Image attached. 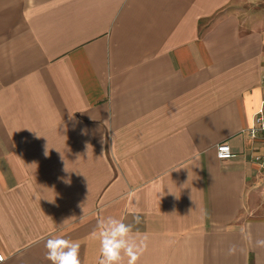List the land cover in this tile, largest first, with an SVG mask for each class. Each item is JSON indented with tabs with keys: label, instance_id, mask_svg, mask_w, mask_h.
<instances>
[{
	"label": "crops",
	"instance_id": "crops-1",
	"mask_svg": "<svg viewBox=\"0 0 264 264\" xmlns=\"http://www.w3.org/2000/svg\"><path fill=\"white\" fill-rule=\"evenodd\" d=\"M262 100L264 0H0V264H98L109 216L137 264H264Z\"/></svg>",
	"mask_w": 264,
	"mask_h": 264
},
{
	"label": "clouds",
	"instance_id": "clouds-1",
	"mask_svg": "<svg viewBox=\"0 0 264 264\" xmlns=\"http://www.w3.org/2000/svg\"><path fill=\"white\" fill-rule=\"evenodd\" d=\"M139 222V217L135 216L134 223ZM93 235L100 246L98 264H137L146 248V237L140 239L134 235L133 224L112 216L99 220L98 232ZM45 247V258L51 264H81L79 242L54 237L47 239Z\"/></svg>",
	"mask_w": 264,
	"mask_h": 264
},
{
	"label": "built area",
	"instance_id": "built-area-1",
	"mask_svg": "<svg viewBox=\"0 0 264 264\" xmlns=\"http://www.w3.org/2000/svg\"><path fill=\"white\" fill-rule=\"evenodd\" d=\"M243 133L261 147L260 152L254 154L252 159L264 179V100L261 101L258 110L253 115L251 125ZM232 156V151L228 143H221L216 146V157L219 160H228ZM4 260L5 257L0 254V263Z\"/></svg>",
	"mask_w": 264,
	"mask_h": 264
}]
</instances>
